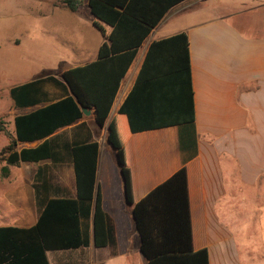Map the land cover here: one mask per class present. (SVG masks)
<instances>
[{
	"label": "crops",
	"instance_id": "crops-1",
	"mask_svg": "<svg viewBox=\"0 0 264 264\" xmlns=\"http://www.w3.org/2000/svg\"><path fill=\"white\" fill-rule=\"evenodd\" d=\"M63 1L39 0L29 11L34 29L18 32L8 43L18 48L35 41L44 51L50 43L59 45L45 56L48 62L44 68L58 69L55 76L97 61L101 46L112 32L103 23V31L96 26L98 21L91 14L89 0L80 12L70 11ZM188 2L173 8L147 38L122 81L103 129L98 128L91 110L82 121L56 133L59 159L22 164L35 167L33 179L24 196L16 199L17 222L0 227L31 228L37 223L39 208L33 184L40 168L45 176L42 196L76 198L75 171L65 147L90 138L100 145L97 191L100 189L104 209L114 224L116 254L111 247H96L92 213L90 246L48 252L50 264H148L141 252L132 207L126 200L120 166L107 136L111 122L135 85L150 45L183 32L190 40L196 122L194 126L129 135L126 154L134 200L141 201L186 166L194 249L207 248L210 264H264V32H244L235 23L236 14L209 15L211 8ZM191 11L197 12L195 19L183 22L182 15ZM255 24L249 20L245 26L250 29ZM40 143L21 147L33 148Z\"/></svg>",
	"mask_w": 264,
	"mask_h": 264
},
{
	"label": "trees",
	"instance_id": "trees-1",
	"mask_svg": "<svg viewBox=\"0 0 264 264\" xmlns=\"http://www.w3.org/2000/svg\"><path fill=\"white\" fill-rule=\"evenodd\" d=\"M185 1L89 0L96 26L103 31V23L112 29L100 48L99 59L60 76L37 77L11 89L16 109L31 111L16 116L15 136L0 152V161L6 163L1 168L2 177H9L11 166L59 159L56 133L82 121V108L92 110L98 128L103 129L139 50L165 16ZM63 2L72 12H80L84 5V0ZM195 122L190 40L183 32L150 45L135 85L107 136L148 264H210L209 250L194 249L187 167L135 202L126 142L131 134L194 126ZM35 142L41 143L21 147ZM65 148L75 171L77 197L42 196L45 176L40 168L33 184L38 221L31 228L0 227V264H50L48 252L89 247L92 213L96 247H111L116 254L114 224L104 209L100 189L97 191L100 145L90 138Z\"/></svg>",
	"mask_w": 264,
	"mask_h": 264
},
{
	"label": "rangeland",
	"instance_id": "rangeland-1",
	"mask_svg": "<svg viewBox=\"0 0 264 264\" xmlns=\"http://www.w3.org/2000/svg\"><path fill=\"white\" fill-rule=\"evenodd\" d=\"M189 1L187 5L196 2L197 6L205 9L211 8L209 13L207 12L209 15L236 14L235 23L244 32H264V0ZM38 3L39 0H0V152L10 144L12 137L15 136L16 116L25 112L16 109L8 88L28 82V79L40 70V75L37 77L55 75L58 72V69L45 70V64L48 62L45 56L50 55L52 49L59 45L50 43L44 51L43 47L41 48L40 44L35 41L26 42L18 48L8 44L12 37H17L18 32L34 29V22L28 17L29 11L33 10ZM194 13L197 12H185L180 19L183 22L187 19L194 20L196 17ZM249 20L255 21L257 26L247 28L245 25ZM16 63H19L21 67ZM105 147L108 150L107 144ZM5 165V162L0 161V225L17 222L14 215L16 199L24 196L35 170L34 166H11L9 177L3 178L1 168Z\"/></svg>",
	"mask_w": 264,
	"mask_h": 264
},
{
	"label": "water",
	"instance_id": "water-1",
	"mask_svg": "<svg viewBox=\"0 0 264 264\" xmlns=\"http://www.w3.org/2000/svg\"><path fill=\"white\" fill-rule=\"evenodd\" d=\"M82 109H83V111H84V113H85L86 116H89L91 114V110H88L86 108H82ZM122 177H123V175H122Z\"/></svg>",
	"mask_w": 264,
	"mask_h": 264
}]
</instances>
